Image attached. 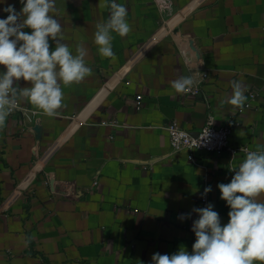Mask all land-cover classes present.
I'll return each mask as SVG.
<instances>
[{
  "label": "crops",
  "instance_id": "1",
  "mask_svg": "<svg viewBox=\"0 0 264 264\" xmlns=\"http://www.w3.org/2000/svg\"><path fill=\"white\" fill-rule=\"evenodd\" d=\"M111 2L56 0L62 42L73 55L83 47L92 74L61 85L58 116L33 115L22 101L27 112L0 128V264H152L157 252L191 253L192 210L211 186L208 204L228 223L217 185L230 183L246 152L195 151L193 161L166 126L196 133L211 114L217 126L236 119L230 145L264 151V0H115L131 26L125 37L111 34L115 59L94 43ZM8 5L23 7L0 0V19ZM179 76L198 86L175 94ZM232 81L249 107L227 103Z\"/></svg>",
  "mask_w": 264,
  "mask_h": 264
},
{
  "label": "clouds",
  "instance_id": "2",
  "mask_svg": "<svg viewBox=\"0 0 264 264\" xmlns=\"http://www.w3.org/2000/svg\"><path fill=\"white\" fill-rule=\"evenodd\" d=\"M23 5L17 13L13 5L3 9L7 17L0 19V128L6 118L20 107L22 101L30 103L33 115L48 117L59 115L64 93L61 85L79 84L92 74L85 62L86 52L77 45L73 55L62 42V26L55 13L56 0H20ZM107 22L96 24L94 43L102 57L115 59L112 50V33L127 36L131 26L126 17L125 5L112 0ZM31 29V32L24 29ZM49 39L55 41L50 51ZM30 82L28 87H18L20 80ZM198 82L192 76H179L171 87L175 94L193 92ZM232 94L227 103L243 110L247 96L240 81H232ZM243 150V149H241ZM235 172L230 183H220V198L230 208L229 221L221 226L213 205L194 208L199 216L193 221L196 240L192 252L183 247L172 255L155 253L152 264H264V202L256 199L264 194V151H247L246 158ZM211 186L204 189L206 195ZM180 219H185L181 216ZM31 239V238H29Z\"/></svg>",
  "mask_w": 264,
  "mask_h": 264
},
{
  "label": "built area",
  "instance_id": "3",
  "mask_svg": "<svg viewBox=\"0 0 264 264\" xmlns=\"http://www.w3.org/2000/svg\"><path fill=\"white\" fill-rule=\"evenodd\" d=\"M205 77L206 74H202ZM255 94L250 93L249 98L253 99ZM142 96H138V104H141ZM246 107L250 106V101L245 104ZM21 111L26 113L27 110L21 105L12 113ZM238 124L236 119H231L220 126L216 125L214 115H209L205 121L204 126L196 133L190 132L183 128L178 122L172 121L166 129L170 136L171 145L176 149H185L190 153L191 160L195 161L194 152L202 151L210 154H220L224 150L230 151L233 155L248 149L245 146H232L230 145V135L233 128ZM243 149V150H241ZM208 205V197L203 196V208Z\"/></svg>",
  "mask_w": 264,
  "mask_h": 264
}]
</instances>
